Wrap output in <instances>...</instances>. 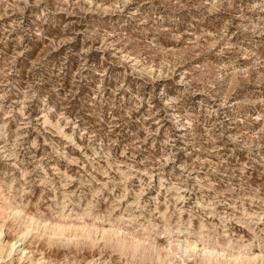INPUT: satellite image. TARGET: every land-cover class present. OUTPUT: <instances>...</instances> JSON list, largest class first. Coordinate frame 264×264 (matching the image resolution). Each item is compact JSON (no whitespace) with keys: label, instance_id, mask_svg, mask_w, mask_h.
I'll return each instance as SVG.
<instances>
[{"label":"rangeland","instance_id":"obj_1","mask_svg":"<svg viewBox=\"0 0 264 264\" xmlns=\"http://www.w3.org/2000/svg\"><path fill=\"white\" fill-rule=\"evenodd\" d=\"M0 229V264H264V0H0Z\"/></svg>","mask_w":264,"mask_h":264},{"label":"bare ground","instance_id":"obj_2","mask_svg":"<svg viewBox=\"0 0 264 264\" xmlns=\"http://www.w3.org/2000/svg\"><path fill=\"white\" fill-rule=\"evenodd\" d=\"M17 208V207H16ZM13 211V210H12ZM14 212V211H13ZM82 218V217H81ZM32 220H34V219H32ZM34 222V221H33ZM57 225V224H56ZM59 225V224H58ZM33 226V225H32ZM43 226H45V225H43ZM67 226V225H66ZM84 226V225H83ZM94 226V225H93ZM31 227V226H30ZM30 227L29 226H27V228L25 229V232H24V234H23V236L24 237H26L28 234H29V230H31L30 229ZM48 227V226H47ZM46 227V228H47ZM62 227V226H61ZM90 227V226H89ZM92 227V226H91ZM96 227V226H95ZM32 228V227H31ZM45 228V227H44ZM53 228V227H52ZM77 228H78V226H77ZM43 229V228H42ZM50 230V229H49ZM59 230L61 231V228L60 227H58L57 228V226H56V228L55 229H53V233L52 234H54V235H56V234H58V233H56L57 231L59 232ZM96 230H97V228H96ZM2 229H0V235H1V233H2ZM19 231H21V230H19ZM34 231V230H33ZM47 230H45V232H46ZM64 231H65V229H63V233L62 234H64ZM115 231V230H114ZM44 232V231H43ZM94 232H95V230H94ZM121 232V231H120ZM178 233L180 232L179 230L177 231ZM69 233V232H68ZM92 233V232H91ZM113 233V232H112ZM126 233V232H125ZM37 234V233H36ZM116 234L118 235V232H116ZM115 234V235H116ZM122 234V233H121ZM44 235V234H43ZM60 235H61V233H60ZM59 235V236H60ZM53 236V235H52ZM70 236V235H69ZM108 236H110V235H108ZM112 236V235H111ZM54 237V236H53ZM64 237V236H63ZM106 237V236H105ZM124 237H125V235H124ZM69 239H70V237H68ZM72 239H73V237H72ZM75 239H77V238H75ZM86 239H88V238H86ZM108 240V239H107ZM85 242V241H84ZM113 242V241H112ZM123 242H124V240H123ZM139 243V242H138ZM170 243V242H169ZM116 244V243H115ZM124 244H125V242H124ZM123 244V245H124ZM178 244V243H177ZM120 245V244H119ZM122 245V244H121ZM131 245V244H130ZM125 246V245H124ZM135 246H137V245H135ZM134 246V247H135ZM127 247V246H126ZM130 247H132V246H129V248ZM197 247V243L196 242H191V241H186L185 243H180V244H178L174 249H173V247L171 246V245H169V251L166 253V256H165V260H163L162 259V261H160V263L159 264H170V256H172V254H173V251L174 250H176V255H179V256H181V259L182 258H185V259H188L189 258V253L191 252V250H193V249H195ZM222 248V247H221ZM123 249V248H122ZM122 249H120V250H122ZM131 249V248H130ZM134 249V248H133ZM133 249H131V250H133ZM156 249V248H155ZM202 249V248H201ZM127 250V249H126ZM125 250V251H126ZM130 250V251H131ZM230 250V249H229ZM232 250V249H231ZM234 250V249H233ZM129 251V250H128ZM251 251V250H250ZM122 252V251H121ZM124 252V251H123ZM122 252V253H123ZM135 252V251H134ZM154 252V251H153ZM156 252V251H155ZM202 252H203V257H204V259H205V261H207V262H209V263H212V264H215V262L216 261H218L219 263H221V264H223V263H226V259L223 261L222 259H220V261L218 260V257H222V258H224L225 257V255H227L226 254V252H224L223 250L221 251V252H218V249L215 247V246H209L208 244H204V247H203V249H202ZM264 253V252H263ZM125 255H126V253H124ZM123 254V255H124ZM130 254H132V253H130ZM135 254H137V253H135ZM244 252L241 250V251H236V252H230L227 256L229 257V258H234V262H239V261H241L243 258H244ZM249 254V253H248ZM156 255V254H155ZM157 256V255H156ZM141 259V258H140ZM183 260V259H182ZM35 261V260H34ZM233 261V260H232ZM244 261V260H243ZM248 261V260H247ZM203 262V261H202ZM250 262V261H249ZM155 263V262H154ZM241 263V262H240ZM183 264V263H182ZM186 264V263H185ZM234 264V263H233Z\"/></svg>","mask_w":264,"mask_h":264}]
</instances>
